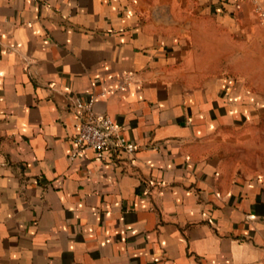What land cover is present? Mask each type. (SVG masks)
<instances>
[{"label": "crops", "instance_id": "0c3cea01", "mask_svg": "<svg viewBox=\"0 0 264 264\" xmlns=\"http://www.w3.org/2000/svg\"><path fill=\"white\" fill-rule=\"evenodd\" d=\"M90 98L134 153L79 151ZM0 264H264L252 1L0 0Z\"/></svg>", "mask_w": 264, "mask_h": 264}, {"label": "built area", "instance_id": "2783aa9c", "mask_svg": "<svg viewBox=\"0 0 264 264\" xmlns=\"http://www.w3.org/2000/svg\"><path fill=\"white\" fill-rule=\"evenodd\" d=\"M250 1L254 3V10L264 25V5L260 0ZM80 107L81 125L76 136L79 151L92 150L97 159L111 161L115 155L135 152L136 144L127 141L120 126L109 115L94 112L93 98L80 104Z\"/></svg>", "mask_w": 264, "mask_h": 264}]
</instances>
